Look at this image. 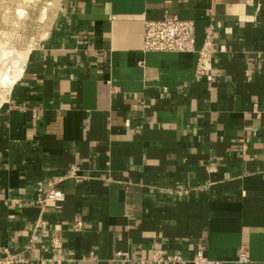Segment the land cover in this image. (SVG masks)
I'll return each mask as SVG.
<instances>
[{
	"label": "crops",
	"instance_id": "obj_1",
	"mask_svg": "<svg viewBox=\"0 0 264 264\" xmlns=\"http://www.w3.org/2000/svg\"><path fill=\"white\" fill-rule=\"evenodd\" d=\"M167 14L198 49L213 25L214 82L194 54L144 53ZM4 81L0 256L264 264V0H63ZM55 181L65 201L39 204Z\"/></svg>",
	"mask_w": 264,
	"mask_h": 264
},
{
	"label": "built area",
	"instance_id": "obj_2",
	"mask_svg": "<svg viewBox=\"0 0 264 264\" xmlns=\"http://www.w3.org/2000/svg\"><path fill=\"white\" fill-rule=\"evenodd\" d=\"M214 41L215 32L211 25L205 34L203 45L197 48V30L192 21H184L180 18L167 14L160 21L145 22L144 34V53H176L194 54L197 57L195 67V77L205 78L208 82H214ZM75 172V170H73ZM56 181L50 184L39 204L48 203L60 204L65 201V193L56 188ZM62 242L59 239L53 240V247L56 251L62 249ZM25 260L12 256L5 251L0 256V264H20ZM250 261L249 253L246 249L242 250L237 258L239 264H247ZM192 264H221L219 261L211 260L205 255V249L200 246L195 253ZM140 264H183L184 258L178 255H171L167 252H155L152 259H144Z\"/></svg>",
	"mask_w": 264,
	"mask_h": 264
},
{
	"label": "rangeland",
	"instance_id": "obj_3",
	"mask_svg": "<svg viewBox=\"0 0 264 264\" xmlns=\"http://www.w3.org/2000/svg\"><path fill=\"white\" fill-rule=\"evenodd\" d=\"M63 0H0V104L29 52L48 32L50 20Z\"/></svg>",
	"mask_w": 264,
	"mask_h": 264
},
{
	"label": "bare ground",
	"instance_id": "obj_4",
	"mask_svg": "<svg viewBox=\"0 0 264 264\" xmlns=\"http://www.w3.org/2000/svg\"><path fill=\"white\" fill-rule=\"evenodd\" d=\"M6 80V79H5ZM9 81V80H8Z\"/></svg>",
	"mask_w": 264,
	"mask_h": 264
}]
</instances>
